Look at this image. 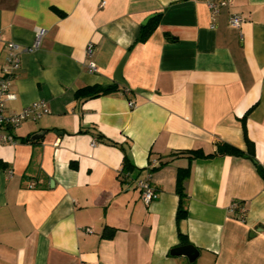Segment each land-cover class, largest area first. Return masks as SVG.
Listing matches in <instances>:
<instances>
[{
    "label": "crops",
    "instance_id": "1",
    "mask_svg": "<svg viewBox=\"0 0 264 264\" xmlns=\"http://www.w3.org/2000/svg\"><path fill=\"white\" fill-rule=\"evenodd\" d=\"M208 1L0 0V73L8 42L29 45L46 30L21 55L5 113L35 100L49 109L5 127L16 142L0 144V264H187L170 250L183 245L176 180L188 166L179 229L199 250L194 264H264V0L215 14ZM124 56L123 83L114 74ZM246 137L254 160L181 153L209 154L218 142L246 150ZM125 155L135 170L122 179ZM147 174L159 193L148 205L135 183Z\"/></svg>",
    "mask_w": 264,
    "mask_h": 264
},
{
    "label": "built area",
    "instance_id": "2",
    "mask_svg": "<svg viewBox=\"0 0 264 264\" xmlns=\"http://www.w3.org/2000/svg\"><path fill=\"white\" fill-rule=\"evenodd\" d=\"M231 1L232 0H210L207 2V6L210 11L215 14L219 11L220 7L230 4ZM242 21L243 18L238 14H231L229 17L230 25L237 28L241 26ZM45 32V28H38L35 31L33 42L29 45H20L15 42H8L6 44L4 64L0 73V144H14L16 142L15 136L11 132L5 130L6 126L9 128L17 127L22 121L27 119L35 120L49 111L45 100H35L19 112L5 113L6 100L15 98V95L10 91V88L14 76L20 68L21 55L25 52L37 50L41 45V41ZM86 50L88 56H92L93 44L89 43ZM86 66L89 71L97 70L96 64L93 61H89ZM129 105L132 107L134 103L130 101ZM8 174H11V170H8ZM125 176L128 177L129 174L126 173ZM135 183L137 188L140 190L141 199L146 205L152 203L158 198L159 193L151 185L149 174L136 179ZM30 186H33V184ZM230 210L237 211L240 217L244 215L245 211L244 207L240 205L239 201H233L230 205ZM88 231L91 230L88 229Z\"/></svg>",
    "mask_w": 264,
    "mask_h": 264
},
{
    "label": "trees",
    "instance_id": "3",
    "mask_svg": "<svg viewBox=\"0 0 264 264\" xmlns=\"http://www.w3.org/2000/svg\"><path fill=\"white\" fill-rule=\"evenodd\" d=\"M159 15H157L152 22L144 25L141 27L140 34L137 38V42H144L148 39V37L151 35L153 30L156 27V23L158 20ZM118 89V83L115 84H110L107 86H102L100 84H95V85H88L84 86L82 88H79L75 92V97L77 99L83 98H92V97H98L102 95H106L108 93H111L115 90ZM247 115V114H246ZM244 116V118L246 117ZM245 132V131H244ZM246 136V132H245ZM247 141V149L242 150L234 145H231L226 142H218L216 144V150L212 153L205 154L201 150H185L182 151L181 153H187L189 154L190 159H197V158H207V157H215V156H224V155H232V156H243V157H248L252 160H254V146L253 143L249 140V138L246 137ZM167 161H161L159 162L156 166L151 168V171L157 169L158 167L166 164ZM258 165L259 172L264 178V166ZM135 170L134 165L130 162L129 158L127 155L124 156L123 159V166H122V179H127L128 177L125 176L126 173L129 175L132 174ZM190 175V167H185V168H179L177 172V180H176V193L179 197V202H178V208L176 212V224H177V229H178V236L180 237V242L182 244H190L189 240L187 237L181 232L179 229V222L186 218L188 215V209L186 205V193L184 190V182L185 180L189 177ZM187 264H194V263H187Z\"/></svg>",
    "mask_w": 264,
    "mask_h": 264
},
{
    "label": "water",
    "instance_id": "4",
    "mask_svg": "<svg viewBox=\"0 0 264 264\" xmlns=\"http://www.w3.org/2000/svg\"><path fill=\"white\" fill-rule=\"evenodd\" d=\"M153 16L154 14L150 15L148 18H146V20L142 24H145L146 21ZM125 60H126V56H124L123 59L120 61L114 74V78L123 83L125 82V80L122 76V67L124 65ZM38 136L39 135H37L36 137ZM170 254L172 256H184L188 259V263H194L197 257L199 256V250L196 246L192 244H183L172 248L170 250Z\"/></svg>",
    "mask_w": 264,
    "mask_h": 264
}]
</instances>
